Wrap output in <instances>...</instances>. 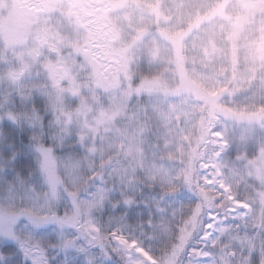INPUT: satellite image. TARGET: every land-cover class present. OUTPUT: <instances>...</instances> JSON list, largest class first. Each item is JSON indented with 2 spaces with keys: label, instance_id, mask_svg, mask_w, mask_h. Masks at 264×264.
<instances>
[{
  "label": "rangeland",
  "instance_id": "rangeland-1",
  "mask_svg": "<svg viewBox=\"0 0 264 264\" xmlns=\"http://www.w3.org/2000/svg\"><path fill=\"white\" fill-rule=\"evenodd\" d=\"M84 1L87 7H75L69 0H0V97L12 94L15 97V111L20 112L19 96L30 94L32 85L26 83L22 90L11 88L3 79L5 69L30 64L31 73L35 76L43 72V64L50 60V74L63 76L65 80L71 77L69 84L75 88L74 92L58 94L62 110L72 113L75 118L81 101H84V107L88 110L87 119L101 121L93 137L97 141V162L99 152L104 153L105 159L110 154L112 160H119L116 167L128 171L124 190H128L129 185H136L137 193L142 182L171 187L183 175V163L198 140L195 134L201 124V105H207L214 110L206 115L211 131L202 134L197 145H201L199 154L203 155L198 165V174L202 177L200 182L204 183L208 176L217 179L214 169L222 162L225 166V187L230 188L233 194V186L241 183L245 196L243 201L249 202L251 197L248 198L247 193L253 187V178L259 180L264 177V156L260 154L264 147V120L252 115L261 106L251 96L241 93L249 91L254 79L255 84L251 89L255 87L257 95H264V76L255 75V62L264 60V44L245 40L252 63L241 64L236 43L244 40L250 19L264 13V0H140L135 5L132 0ZM226 5L232 6L231 11H226ZM169 13H174L177 22L189 29L184 34V40L173 42L172 46L164 38L180 31L176 25L169 26ZM149 17L155 20V24H147ZM153 26L160 30L163 39L157 32L153 36ZM225 26L231 28L235 41L232 70L247 87H240L235 80L232 84L214 81L217 88L231 90V104L225 105L219 101L218 92L211 93V98L202 95L207 82V77L202 74L201 79L194 82L200 87L199 95L172 94L170 89L178 81V67L187 76L191 63L196 40H189V37L193 33H207L215 45L213 34L222 31ZM83 40L87 42L83 43ZM81 43L83 46H80ZM65 49L72 51L76 62L81 57L85 58V67L90 73L88 88L82 86L78 75V69L82 71L83 68L67 58ZM34 50H38L42 56L46 53L47 59H33ZM49 52L55 53L56 58H50ZM218 58L224 59L223 53ZM142 59L146 61V67L158 69V75L140 78L138 85H133L138 91L133 92L132 101L123 104L117 85L121 78L131 77L128 65ZM165 68L169 71L164 72ZM249 73H252L251 78ZM194 100L198 103H191ZM40 101L44 105L43 98ZM230 113H233L232 118ZM84 118L80 116L81 121ZM216 125L226 135L227 142L213 135ZM121 145L125 147L121 148ZM250 147L255 148V155L248 158L247 150ZM65 148L59 155L84 162L83 148H79V155L77 151L68 154ZM227 151H233V156L228 157ZM241 160L244 161L243 166ZM115 178L119 187L120 176ZM229 179L231 184L228 183ZM214 195L219 197V193ZM224 216L223 209L219 210L218 220L225 217L230 220L222 225V230L212 243L224 236L231 243L243 242L245 247L263 246L264 238L260 235L262 228L253 234L244 232L242 238L237 235L244 225H262L259 210L254 224L248 216H236L231 212ZM122 252L126 264L128 250ZM192 255L200 257L203 252ZM137 264H143V260H138Z\"/></svg>",
  "mask_w": 264,
  "mask_h": 264
},
{
  "label": "snow or ice",
  "instance_id": "snow-or-ice-1",
  "mask_svg": "<svg viewBox=\"0 0 264 264\" xmlns=\"http://www.w3.org/2000/svg\"><path fill=\"white\" fill-rule=\"evenodd\" d=\"M32 55L33 59H43L38 50ZM49 57L55 59V53L49 52ZM50 66V60L45 61L43 72L35 76L30 64L5 69L3 79L11 88L22 90L26 83L32 88L30 94L19 96L23 109L20 112L15 111L12 94L0 97V176L9 170L14 174L17 168L33 172L34 161L36 180L30 187L25 185L23 193L12 190L0 199V264H95L94 247L100 249L105 260L110 259L104 247L105 239L114 241L117 251L128 250L126 264H137L138 260H143V264H164L163 260L156 261L135 235L145 225L129 223L135 207L143 202L150 208L154 201L142 192L138 198L136 185H129L128 190H124L128 171L116 167L119 160L97 162V141L93 137L101 121L87 119L84 101H81L75 118L72 113L62 110L58 94L74 92L75 88L69 84L71 77L65 80L63 76L51 75ZM41 98L44 100L42 110L36 107ZM81 115L85 117L83 121ZM252 115L264 120V107ZM17 133L20 141L16 140ZM25 133L28 134L26 144ZM214 135L226 138L221 130L216 129ZM70 140L84 149L86 165L58 154ZM102 142L103 138L100 139ZM260 154L264 156V147ZM104 159V153L99 152V162ZM240 162L244 163L243 160ZM224 169L222 162L216 165L217 179L206 177L204 189L189 184L195 197H189L190 202L182 204L179 212L173 209L169 229L176 247L182 248L175 264H212L207 248L202 250L200 257L192 255L195 246L191 241L201 240L207 245L216 239L226 223L217 219L221 208L225 216L230 212L243 217L250 214L252 205L225 187ZM117 175L120 176L119 187ZM257 185L253 186L258 189L256 199L264 200V177ZM214 193H219V197ZM101 207L107 209L106 220L97 215ZM261 218L260 235L264 238V209ZM147 226L155 230L151 220ZM189 235L191 240L185 244ZM169 264H172L171 260Z\"/></svg>",
  "mask_w": 264,
  "mask_h": 264
},
{
  "label": "clouds",
  "instance_id": "clouds-1",
  "mask_svg": "<svg viewBox=\"0 0 264 264\" xmlns=\"http://www.w3.org/2000/svg\"><path fill=\"white\" fill-rule=\"evenodd\" d=\"M139 2L140 0H132L133 5ZM231 7V5H226V11H231ZM167 21L169 22V26L176 25L177 29L182 33H187L189 31L186 25L179 24L177 22L174 13H169L167 15ZM147 24H155V20L152 17H149ZM213 35L216 42L215 45L211 42L212 37H209L207 33H193L192 36L189 37V40H196V44L194 45L191 54V63L189 64L187 73L188 78L187 80L182 79L180 81H177L175 83V91L178 92L180 90L186 89V87L189 85V82L199 81L201 79V75L203 74L204 77H207V82L205 84L204 89L202 90V95L211 98V93L218 92L220 93L218 97L219 101L222 104L230 105L231 90H228L227 88H217L214 84V81H226L227 84H232L235 80L240 87H247V85L240 82L238 74L234 73L232 70L231 57L233 52V44L235 43V41H233L232 38L231 28L225 26L223 27L222 31L218 30ZM245 40L250 43L259 41L260 43L264 44V13H260L256 17L250 19L244 33V40H241L239 43H236V48L238 49L237 57L239 62L241 64L245 62L251 64L252 62L249 60L248 45L247 43H245ZM86 42V40H83V43ZM83 43H81L80 46H83ZM216 45H219L220 47L217 48ZM41 47H43V45H41ZM65 51L67 52V58L69 60H71L73 63H78L80 68H83L82 71L78 69V75L82 82V86L85 89L88 88L90 84V73L85 67V58L81 57L80 61L76 62L72 57V51L69 49H65ZM220 53H223L224 59L218 58ZM43 59H47L46 53L43 54ZM117 62L119 63V61ZM255 63L257 65L255 75L264 76V60L256 61ZM128 67L132 74L131 77L125 76L124 78H121L119 84L117 85V89L120 93L119 99L123 104L132 101L133 92L138 91L137 88H133V85H138L139 79L143 71L140 65L136 62L129 64ZM163 71L168 72L169 69L165 68ZM251 76L252 73H249L250 78ZM241 95L251 96L256 101V104L260 105L261 107H264V95H257L255 87H253L247 93H241ZM180 99L182 101L183 98L181 97ZM237 99H239V97H237ZM191 103L195 104L198 103V101L194 100L191 101ZM201 107H203V105H201ZM217 118L219 119V117ZM216 129L221 130L219 128V125H216ZM224 140L227 142V137L224 138ZM120 147L123 148L125 146L121 145ZM78 150L79 148L71 140L66 144L65 151L68 154H71ZM112 159V155L109 154L107 155V159H104L99 163H107L109 160ZM83 160L85 162L84 164L86 165V158L84 157ZM241 165L243 166V163H241ZM34 171L35 170H33V172H29L27 170H19L16 171L14 174L6 173L3 176H0V199L6 197L12 190H15L17 193H23L25 185L30 187L31 184L35 182L36 177L33 174ZM150 179L154 180L155 177H150ZM200 179H202V177L197 174V181L195 183V186H198L200 189H204L206 181L204 183H200ZM259 180L253 178V186L257 185V181ZM228 183L231 184L232 181L229 179ZM161 187L162 191L166 192V187ZM180 187L183 188V185L181 184ZM256 189L257 188L252 187L247 193V197H251L249 203L252 205L248 217L253 224L256 222L257 211L259 210L261 212V210L264 209V200L257 201L256 199ZM208 191L210 192V194H212L210 189ZM178 195L182 196L184 195V193L181 191L178 193ZM17 203H20V201H17ZM150 214L152 216L155 229L159 227V222L161 221L169 225L171 217L165 214L163 210L157 209L155 211H151ZM164 238V236H161V239ZM174 245L175 241L171 238V241L169 242V247H172ZM262 264H264V262H262Z\"/></svg>",
  "mask_w": 264,
  "mask_h": 264
},
{
  "label": "trees",
  "instance_id": "trees-1",
  "mask_svg": "<svg viewBox=\"0 0 264 264\" xmlns=\"http://www.w3.org/2000/svg\"><path fill=\"white\" fill-rule=\"evenodd\" d=\"M184 34L185 33H179L177 35H168L166 36L165 41H173V42H180L181 40H184ZM169 39V40H168ZM137 63L142 68V78L147 77H154L158 75V69H154L153 67H146L147 63L144 59L137 61ZM151 66V65H150ZM179 68V74H178V81L184 79L187 80L186 73L182 72V69ZM185 74V75H184ZM255 84V80L251 82L250 89L252 85ZM248 89V90H250ZM200 87H198L194 82H189V85L184 90L175 91V87L170 89V92L172 94L180 95L183 93H191L192 95H199ZM216 97V96H215ZM28 107H31V104L28 105ZM36 107L40 108L41 110L44 108V105L41 104V101L39 100V103L36 104ZM19 110L22 111V107L19 106ZM214 110L213 108H209L207 105H203L200 110V114L202 116L201 124L199 126V129L197 131L196 139L197 141L194 142L193 147L190 149V156L189 158L184 161L183 165L185 167V172L179 179H177L176 183L172 185L171 187H166V192L162 191L161 185L158 184H152L149 182H142L140 184V188L137 193V197L139 198L140 193L142 192L145 197H150L152 201V206L149 208L145 206V203L141 202L137 207H135L131 212V219L129 220V223L131 224H139L143 223L145 226L143 228H140L139 231L135 233V235L138 238V241L142 243L143 247L152 255L155 257L157 261H164V264H169V261H172V264H175L176 260H179L180 258V252L182 251V248H177L176 245L169 247V242L172 238V233L169 229V225L165 222H159V227L155 230L152 228H149L147 226V222L151 220L153 222L152 216L150 214L151 211H155L157 209H161L164 212H167V215L171 217L173 209L176 212H179L181 210V205H187L190 200L189 197H195L196 193L192 187H189V184L195 185L197 181V174H198V168H199V161L202 159V154H199L201 151V145L197 146L199 144V140L202 137V134L209 133L211 131V126L208 125L206 120V115L210 111ZM224 114V113H223ZM226 116V115H224ZM230 118H232L233 113L229 114ZM224 118V117H223ZM7 132V129L5 130ZM27 133L24 134L25 136V144L27 143L26 137ZM259 136L261 137L260 133ZM20 134H16V140L20 141ZM255 148L250 147L247 150V156L248 158L254 157L255 155ZM63 152V151H62ZM59 154V153H58ZM77 154H81L80 151H77ZM234 154L233 151H227L228 157H232ZM35 168V162L33 161V170ZM21 170L20 168H17L16 171ZM24 170H27L25 168ZM9 173H11V170H9ZM200 182V180H199ZM201 183V182H200ZM183 185V188L180 187V185ZM241 183L235 184L233 186V194L239 197V199H244V192L241 190ZM109 187H111V184H109ZM183 192L184 195L180 196L178 195L179 192ZM246 195V193H245ZM119 196V193H117V198ZM170 197L168 199H165V197ZM244 196V197H243ZM249 198V197H248ZM222 209V208H221ZM220 209V210H221ZM119 214V213H117ZM98 216H102L103 219H107V209L104 207H101V209L97 212ZM225 217V216H224ZM179 219V216L176 217ZM229 218L225 217V221L229 222ZM198 227V226H197ZM261 226H258L256 223V226H248L244 225L243 228L240 227L241 231L240 233H237L239 237H241L244 232L253 234L257 229H261ZM195 231V229L193 230ZM125 235H128V233H125ZM161 236H164V239H161ZM242 238V237H241ZM240 238V239H241ZM239 239V240H240ZM191 240V235L187 236L184 240V243L187 244ZM238 240V241H239ZM195 248H199L203 246V248H207L208 253L212 257V264H262L264 262V244L263 246L255 245L254 247H245L243 242H234L231 243L229 238L222 236L218 241H215L214 243H210L205 245L201 240H193L191 241ZM105 250L107 251L108 255L110 256V259L105 260L103 256L100 255V249L98 247L92 248V252L95 254V264H125L126 257L124 256L122 251H117L115 247V242L111 239H105L103 241ZM175 253V259H173V254ZM232 253V254H231ZM255 253V256L253 254ZM220 257V259L218 258ZM63 257H61L62 259Z\"/></svg>",
  "mask_w": 264,
  "mask_h": 264
},
{
  "label": "flooded vegetation",
  "instance_id": "flooded-vegetation-1",
  "mask_svg": "<svg viewBox=\"0 0 264 264\" xmlns=\"http://www.w3.org/2000/svg\"><path fill=\"white\" fill-rule=\"evenodd\" d=\"M69 1H72L75 7L76 6H78V7H82V6L87 7V5L85 4L84 0H69Z\"/></svg>",
  "mask_w": 264,
  "mask_h": 264
}]
</instances>
